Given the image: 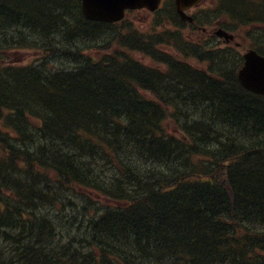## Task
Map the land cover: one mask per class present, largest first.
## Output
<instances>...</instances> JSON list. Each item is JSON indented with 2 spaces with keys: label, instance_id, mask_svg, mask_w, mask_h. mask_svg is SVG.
Masks as SVG:
<instances>
[{
  "label": "trees",
  "instance_id": "16d2710c",
  "mask_svg": "<svg viewBox=\"0 0 264 264\" xmlns=\"http://www.w3.org/2000/svg\"><path fill=\"white\" fill-rule=\"evenodd\" d=\"M209 10L194 25L264 54V0ZM168 11L176 30L146 36L80 0H0V52L46 55L0 57V264H264V97Z\"/></svg>",
  "mask_w": 264,
  "mask_h": 264
},
{
  "label": "water",
  "instance_id": "95a60500",
  "mask_svg": "<svg viewBox=\"0 0 264 264\" xmlns=\"http://www.w3.org/2000/svg\"><path fill=\"white\" fill-rule=\"evenodd\" d=\"M200 0H177V9L183 19L191 20L192 18L185 12L194 3ZM159 0H84V13L89 18L98 20L113 21L123 16L125 7H142L150 6L154 9ZM217 35L223 36L226 42L233 38L222 29L217 30ZM241 84L261 95H264V56L257 53L254 49L245 53V61L242 69L238 73Z\"/></svg>",
  "mask_w": 264,
  "mask_h": 264
},
{
  "label": "rangeland",
  "instance_id": "374dc122",
  "mask_svg": "<svg viewBox=\"0 0 264 264\" xmlns=\"http://www.w3.org/2000/svg\"><path fill=\"white\" fill-rule=\"evenodd\" d=\"M208 1H210V0H208ZM204 4H203V6L200 7L201 10H203V8H205V6H208L209 4L212 5V2L208 3L207 1H205ZM193 13H194V9L191 11V14H193ZM152 16L153 15L150 12H148V11L147 12L146 11L137 12L136 13V18L135 19L133 18L135 20V23H134L135 27L133 28L134 32L136 34H138V33L141 34V33H144V32L146 33V29H147V27L149 25L148 22L150 21ZM207 17H208V13L205 14V12H203L201 18L205 20ZM204 25H206L208 27L207 29L212 32L213 30H215L217 28L216 19H215V21H214V19L213 20L209 19V21L206 22V24H204ZM164 27H166V28H164ZM164 27L163 28L161 27V29L159 27H157L152 34L155 35V34H157V32L160 33L161 31L165 32L166 29H169V30L170 29H175L174 26H169V25H165ZM189 31L190 30H187V28H186V29H183L182 33L184 32L186 35L190 34L189 35V38H190L192 33H189ZM145 33H144V35H146ZM196 33L198 34L199 39L204 38V34L202 35L201 32H196ZM146 36H148V35H146ZM236 36H237L236 37L237 38L236 42H238V43L244 42V40L242 39V38L245 39L244 34L240 35V34L236 33ZM220 43L221 42L219 41L218 44H220ZM230 44H231L230 46H235V43H230ZM223 45H225V44L221 43L220 47H225ZM157 46L161 48V46H159V45H157ZM230 46L228 45L225 48L230 47ZM32 48L33 47H31V48L28 47V49H23L22 51H19L17 48L11 47V49H10V48L7 47V48L4 49V52L7 55V52L13 51V52H11L9 54V57L12 58V59L20 60V61H22V63L23 62L31 63V62H34L37 59L40 61V60H43L46 57V55L42 51H41L42 55L40 56V53L37 52L36 49H33V51H32ZM37 48L41 49L40 46H38ZM172 53L175 56L180 57V55L178 53H176V52H172ZM135 58L140 59V61H142L143 63H145L148 66H152V67L160 66L157 63V61H155V59L152 58L151 56L144 57L141 53H136L135 54ZM190 63L193 64L195 67L202 68L203 71H206L204 66L207 65V63L198 62V61H195V60H190ZM61 64H63V62ZM1 241H3V240H1Z\"/></svg>",
  "mask_w": 264,
  "mask_h": 264
},
{
  "label": "bare ground",
  "instance_id": "6f19581e",
  "mask_svg": "<svg viewBox=\"0 0 264 264\" xmlns=\"http://www.w3.org/2000/svg\"><path fill=\"white\" fill-rule=\"evenodd\" d=\"M70 71H67V73H69ZM168 188H175V187H173V185H169L168 186ZM181 190H183V187H181V185H179L178 187H177V189H175V192H178V191H181ZM170 191H173V190H170Z\"/></svg>",
  "mask_w": 264,
  "mask_h": 264
}]
</instances>
